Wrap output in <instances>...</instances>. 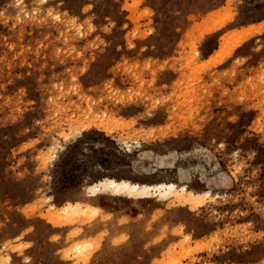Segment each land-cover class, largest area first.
I'll return each instance as SVG.
<instances>
[{
    "label": "rangeland",
    "instance_id": "obj_1",
    "mask_svg": "<svg viewBox=\"0 0 264 264\" xmlns=\"http://www.w3.org/2000/svg\"><path fill=\"white\" fill-rule=\"evenodd\" d=\"M0 264H264V0H0Z\"/></svg>",
    "mask_w": 264,
    "mask_h": 264
},
{
    "label": "bare ground",
    "instance_id": "obj_2",
    "mask_svg": "<svg viewBox=\"0 0 264 264\" xmlns=\"http://www.w3.org/2000/svg\"><path fill=\"white\" fill-rule=\"evenodd\" d=\"M103 187L115 188L117 191H123L124 189H130L132 191H140L141 193H150L152 191L160 192V193H168L172 194L174 192L179 191V186L175 182H160L156 184H143L138 182L131 181H119L114 178H105L96 185L93 186L94 191L98 189H102ZM180 190L184 192H189L188 186H181ZM210 194V191H207Z\"/></svg>",
    "mask_w": 264,
    "mask_h": 264
}]
</instances>
